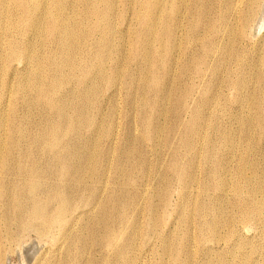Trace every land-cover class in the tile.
<instances>
[{
	"label": "rangeland",
	"instance_id": "obj_1",
	"mask_svg": "<svg viewBox=\"0 0 264 264\" xmlns=\"http://www.w3.org/2000/svg\"><path fill=\"white\" fill-rule=\"evenodd\" d=\"M41 1L45 11L31 10L39 14L30 19L15 16L22 13L19 0H0V18L6 17L0 19V146L9 147L12 137L7 166L20 163L26 169L31 164L40 171L35 197L48 213L59 206L57 196L66 200V209L57 224L42 231L41 221L26 212L32 199L27 186L16 180L13 188L15 177L5 176L0 264H245L244 255L252 264H264V0H254V10L245 17L252 0H112V15L105 21L84 16V11L102 12L109 6L106 0H62L68 1L64 10L76 33L58 48L46 12L60 0ZM14 18L20 19L18 26ZM32 20L47 29L43 24L35 29ZM169 28L177 39L168 37ZM35 31L45 33L38 38L42 43ZM18 46H29L31 58H6L7 48ZM72 62L77 66L69 68ZM50 135L55 137L51 148ZM241 176L250 184L261 183L254 197L260 212L249 221L232 206V188ZM20 206L26 213L18 215ZM210 218L224 224L211 234L204 226ZM23 222L32 225L22 228ZM133 233L132 245L128 238ZM166 244L176 252L164 253Z\"/></svg>",
	"mask_w": 264,
	"mask_h": 264
},
{
	"label": "bare ground",
	"instance_id": "obj_2",
	"mask_svg": "<svg viewBox=\"0 0 264 264\" xmlns=\"http://www.w3.org/2000/svg\"><path fill=\"white\" fill-rule=\"evenodd\" d=\"M5 1V0H4ZM51 1V0H50ZM64 1V0H63ZM70 1V0H69ZM111 1L112 0H106V2H107V4H109V6L104 10V11H102V12H99V11H95V10H92L91 8H89V9H87L86 11H84L85 12V14H84V16H89V17H93V18H95V19H97L98 21H105V20H107L109 17H110V15H112V6L110 5L111 4ZM130 2H132L133 0H129ZM203 1V0H202ZM42 1L41 0H19V4H21V10H22V13L21 14H18V15H15V16H21V17H30V19L31 18H38V11H41L43 8H44V4L42 5V3H41ZM47 2V1H46ZM52 2H54L53 0H52ZM68 2V1H67ZM66 1L65 2H63L62 3V0H60V1H58V2H56V3H54V4H52V7L51 8H49L48 7V10H47V12L46 13H48V15L49 16H51L52 17V21H51V23H50V25H51V27H50V32L51 33H54L55 34V39H53V40H55V43H57L58 45H57V48H58V46H60V47H63V45H67V43L69 42V41H71L70 39L72 38V37H74V34L76 33V30H75V28L72 26V25H70L71 24V20H70V18H69V15L65 12L66 10H64V6L66 5V3H67ZM78 2V1H77ZM4 3V2H3ZM6 3V2H5ZM8 3H10V2H8ZM15 3V2H14ZM48 3V2H47ZM46 3V4H47ZM74 3V2H73ZM234 3V2H233ZM232 3V4H233ZM237 2H235L234 3V10L236 11L238 8V3L236 4ZM254 3V0H252V1H249L248 2V9H247V11L244 13V17L245 16H247L248 14H249V12H252L254 9L252 8V4ZM1 4V3H0ZM7 4V3H6ZM10 4H12V6H13V3H10ZM9 4V5H10ZM17 4V3H16ZM15 4V5H16ZM69 4H70V2H69ZM80 4V3H79ZM236 4V5H235ZM240 4V3H239ZM71 5H73V4H71ZM46 6H48V5H46ZM67 6H68V4H67ZM77 6V5H76ZM86 6V5H85ZM240 6V5H239ZM154 7L156 8V7H158L157 5H154ZM232 7V6H231ZM241 7H242V5H241ZM5 8H6V6H5ZM14 8V7H13ZM17 8V7H16ZM71 8V7H70ZM77 8V7H76ZM84 8V7H83ZM82 8V9H83ZM200 8V7H199ZM202 8V7H201ZM1 9V8H0ZM9 9V8H8ZM37 10L38 9V11H36L35 13H32V11L31 10ZM45 9V8H44ZM43 9V10H44ZM47 9V8H46ZM67 9H68V7H67ZM85 9H86V7H85ZM233 9V8H232ZM11 10V9H10ZM15 10V9H14ZM19 10V9H18ZM42 10V11H43ZM56 10L59 12H56ZM84 10V9H83ZM4 11V10H3ZM8 11V10H7ZM20 11V10H19ZM45 11V10H44ZM199 11V10H198ZM239 10H237V12H238ZM241 11V10H240ZM5 12V11H4ZM16 12V11H15ZM29 12V13H28ZM234 12V11H233ZM0 13H2V11L0 12ZM5 13H7V12H5ZM19 13V12H18ZM41 13V12H40ZM115 13V12H114ZM172 13L173 14H175L174 13V10H173V8H172ZM240 13V12H239ZM3 14V13H2ZM10 14V13H9ZM15 14V13H14ZM29 14V15H28ZM58 14H59V18H57L58 17ZM197 14H200L199 12L197 13ZM236 14V13H235ZM13 15V14H12ZM47 15V16H48ZM78 15V14H77ZM201 15V14H200ZM232 15V14H231ZM0 16H2L1 14H0ZM7 16V15H6ZM10 16V15H9ZM237 16V15H236ZM4 17V16H3ZM3 17H1V18H3ZM12 17H14V16H12ZM42 16H41V14H40V16H39V19L41 18ZM44 17L46 18V16L44 15L43 16V18L42 19H40V20H45L44 19ZM201 17V16H200ZM0 18V19H1ZM4 18H6V17H4ZM8 19V18H7ZM10 19V18H9ZM13 19V18H12ZM15 19V18H14ZM48 19H50V18H48ZM34 20V19H33ZM32 20V21H33ZM37 20V19H36ZM197 20V19H196ZM2 21H4V20H2ZM1 21V22H2ZM11 21H13V20H11ZM17 21H20V19L19 20H17ZM17 21H16V19H15V21L14 22H16V26H18V24H17ZM31 21V22H32ZM47 21V20H46ZM76 21V20H75ZM0 22V23H1ZM7 23H8V21H6ZM34 22V21H33ZM33 22H32V24H33ZM44 22V21H43ZM48 22V21H47ZM46 22V23H47ZM200 22H201V20H200ZM24 23V22H23ZM35 23V22H34ZM45 23V24H46ZM171 23H173V22H171ZM4 24H5V22H4ZM11 24H13V23H11ZM41 24H43L42 22H41ZM41 24H39V20L38 21H36V23H35V25H34V28L35 29H38L39 28V25H40V27H42L41 26ZM178 24V23H177ZM200 24V23H199ZM203 24V23H202ZM201 24V25H202ZM0 25H3V24H0ZM47 25H48V23H47ZM14 26V25H13ZM43 26H44V28L46 27V25H44L43 24ZM169 26V25H168ZM30 27V26H29ZM170 27V26H169ZM179 26H177V28H178ZM202 27V26H201ZM13 28V27H12ZM15 28V27H14ZM21 28V27H20ZM19 28V29H20ZM43 28V27H42ZM168 28V27H167ZM193 28H196V26L195 27H193ZM45 29H47V27L45 28ZM45 29H43V30H45ZM153 29H155V27H153ZM197 29V28H196ZM195 29V30H196ZM17 30V29H16ZM42 30V29H41ZM42 30V31H43ZM178 30V29H177ZM176 30V31H177ZM2 31V30H1ZM19 31V30H18ZM23 31V30H22ZM37 31H40V30H37ZM37 31H35L36 32V34H38V32ZM153 31V30H152ZM151 31V32H152ZM4 32V31H3ZM34 32V33H35ZM47 32V31H46ZM153 32H155V31H153ZM168 37L170 38V39H172V36L174 37V32H173V30L171 29V28H169L168 29ZM216 32H218V31H216ZM2 33V32H1ZM16 33H18V32H16ZM21 33V32H20ZM29 33V35H30V31L28 32ZM212 33V32H211ZM33 34V33H32ZM39 34H40V37H37L36 39H37V41L39 40L38 38H40V39H42L43 38V36L45 35V33H42V32H39ZM38 34V35H39ZM166 34V33H165ZM17 35H19V34H17ZM38 35H36V36H38ZM223 35V34H222ZM10 37L9 38H11V35H9ZM199 36V35H198ZM0 37H1V35H0ZM31 38L33 37V35L32 36H30ZM34 37H35V35H34ZM77 37V36H76ZM29 38V37H28ZM174 38H176V37H174ZM203 38V37H202ZM1 39V38H0ZM44 39V38H43ZM165 39H166V35H165ZM177 39V38H176ZM12 40H14V39H12ZM12 40H9V41H12ZM46 40V39H45ZM52 40V41H53ZM79 40V39H78ZM102 40V39H101ZM175 40V39H174ZM179 40V39H178ZM201 40V39H200ZM1 41V40H0ZM25 41V40H24ZM27 41H29V40H27ZM34 41V40H33ZM36 41V40H35ZM40 41V40H39ZM176 41V40H175ZM41 42V41H40ZM39 42V44L41 45V43ZM51 42V41H50ZM50 42H49V45H50ZM75 42V41H74ZM81 42V41H80ZM170 42V41H169ZM11 43V42H10ZM29 43V42H28ZM28 43H27V45H28ZM54 43V44H55ZM70 43V42H69ZM78 43V42H77ZM170 43H172V42H170ZM176 43V42H175ZM208 43V42H207ZM6 44H8V43H6ZM14 44V43H13ZM25 44V43H24ZM37 44V43H36ZM72 44V43H71ZM74 44V43H73ZM72 44V45H73ZM177 44H181L182 45V43H181V41L179 42V43H177ZM202 44V43H201ZM200 44V45H201ZM204 44H205V42H204ZM26 45V44H25ZM26 45V46H27ZM45 45V44H44ZM77 45V44H76ZM165 45V44H164ZM3 47H4V45H2ZM9 46V45H8ZM42 46H43V44H42ZM54 46H56V45H54ZM68 46H70V44H68ZM79 46V45H78ZM177 46V45H176ZM192 46V45H191ZM35 47V46H34ZM166 47V46H165ZM182 47V46H181ZM13 48V50H11ZM10 50H9V47L7 48L8 49V51L7 50H5V51H7L8 52V55H7V57L6 58H23V57H27V51L29 50V46H28V48L27 47H25V48H23V47H21V46H18V47H12ZM48 48H49V46H48ZM51 48V47H50ZM65 48V47H64ZM68 48H70L71 49V46L70 47H68ZM78 48H80V46L78 47ZM77 48V49H78ZM111 48V47H110ZM109 48V49H110ZM169 48H171V47H169ZM1 49V48H0ZM61 49V48H60ZM67 49V48H66ZM101 49V48H100ZM103 49H104V46H103ZM177 49V48H176ZM179 49H180V47H179ZM182 49V48H181ZM2 50V49H1ZM36 50V49H35ZM55 50H56V48H55ZM64 50V49H63ZM69 50V49H68ZM80 50V49H79ZM78 50V51H79ZM150 50V49H149ZM165 50V49H164ZM4 51V52H5ZM50 51H51V49H50ZM49 51V52H50ZM60 51V50H59ZM77 51V50H76ZM81 51V50H80ZM103 51V50H102ZM162 51V50H161ZM176 51V50H175ZM179 51V50H178ZM3 52V53H4ZM31 52H32V49H31ZM35 52V51H34ZM37 52V51H36ZM54 52H56V51H54ZM70 52V51H69ZM72 52H73V50H72ZM164 52V51H163ZM229 52V51H228ZM1 53V52H0ZM33 53V52H32ZM42 53H43V51H42ZM61 54H62V52H60ZM65 53H66V50H65ZM64 53V54H65ZM68 53V52H67ZM75 53H77V52H75ZM146 53V52H145ZM173 53V52H172ZM179 53H180V51H179ZM5 54V53H4ZM39 54V53H38ZM47 54V53H46ZM56 54V53H55ZM55 54H53V55H55ZM71 54V53H70ZM177 54H178V52H177ZM2 55V54H1ZM6 55V54H5ZM29 55V54H28ZM35 55V54H34ZM42 55V54H41ZM72 55V54H71ZM148 55V54H147ZM150 55V54H149ZM155 55V54H154ZM170 55V54H169ZM31 55H29L28 57H27V59L26 60H28V58L30 57ZM36 56V55H35ZM65 56V55H64ZM75 56H76V54H75ZM144 56H146V55H144ZM157 55H155V57H156ZM175 56V55H174ZM177 57H178V55H176ZM37 57V56H36ZM41 57V56H40ZM43 57V56H42ZM49 57V56H48ZM51 57V56H50ZM56 57V56H55ZM62 57V56H61ZM66 57H69L68 56V54H66ZM151 57V56H150ZM181 57V56H180ZM31 58V57H30ZM44 58H45V56H44ZM54 58V57H53ZM58 58H60V57H58ZM63 58V57H62ZM61 58V59H62ZM76 58V57H75ZM100 58V57H99ZM147 58V57H146ZM1 59V58H0ZM39 59V58H38ZM49 59V58H48ZM57 59V58H56ZM64 59V58H63ZM68 59V58H67ZM69 59H71V58H69ZM150 59V58H149ZM178 59V58H177ZM5 60V59H4ZM18 60V59H17ZM24 60V59H23ZM37 60V59H36ZM35 60V61H36ZM72 60H74V59H72ZM79 60V59H78ZM101 60V59H100ZM40 61V60H39ZM46 61H49V60H47L46 59ZM51 61V60H50ZM54 61H55V59H54ZM61 62H62V60H60ZM76 61H77V59H76ZM156 61V60H155ZM154 61V62H155ZM175 61V60H174ZM178 61V60H177ZM3 62V61H2ZM22 62H26V61H22ZM42 62V61H41ZM52 62V61H51ZM70 62H71V60H70ZM78 62V61H77ZM81 62H82V60H81ZM101 62V61H100ZM29 63H30V61H29ZM56 63V62H55ZM58 63H59V61H58ZM58 63H56V64H58ZM63 63V62H62ZM68 62L66 61V64H67ZM73 63V62H72ZM70 64V67L69 68H71L73 65H76L77 66V64ZM83 63V62H82ZM150 63V62H149ZM176 63V62H175ZM198 63V62H197ZM17 64V63H16ZM15 64V65H16ZM43 64V63H42ZM47 64H48V62H47ZM53 64V63H52ZM60 65H61V63H59ZM81 64V63H80ZM90 64H91V62H90ZM13 65V64H12ZM22 65V64H21ZM24 65H25V63H24ZM33 65H35V66H37V63L36 64H33ZM64 65V64H63ZM95 65V64H94ZM101 65H102V62H101ZM149 65V64H148ZM147 65V66H148ZM152 65V64H151ZM175 65V64H174ZM4 66V65H3ZM6 66V65H5ZM20 66V65H19ZM28 66V65H27ZM39 66V68H40V65H38ZM62 66V65H61ZM98 66V65H97ZM96 66V67H97ZM15 67L16 66H14L13 68H14V70H15ZM22 67V66H21ZM24 67H26V66H24ZM29 67H31V66H29ZM34 67V66H33ZM58 67H60V66H58ZM63 67V66H62ZM64 67H65V65H64ZM68 67V66H67ZM75 67V66H74ZM91 67V66H90ZM152 67V66H151ZM160 67H161V65H160ZM166 67V66H165ZM173 67V66H172ZM2 68V67H1ZM13 68H12V71H14L13 70ZM16 68H19V67H16ZM38 68V67H37ZM38 68V69H39ZM54 68V67H53ZM89 68V67H88ZM3 69V68H2ZM26 69V68H25ZM24 69V70H25ZM28 69V68H27ZM36 69V68H35ZM52 69V68H51ZM59 69V68H58ZM62 69H64V68H62ZM76 69V68H75ZM93 69V68H92ZM97 69V68H96ZM166 69V68H165ZM174 69V68H173ZM176 69V68H175ZM30 70V69H29ZM43 70H45V69H43ZM73 70V69H72ZM94 70V69H93ZM103 70V69H102ZM208 70V69H207ZM10 71V70H9ZM25 71H27V70H25ZM52 71H54V70H52ZM89 71V70H88ZM95 71V70H94ZM111 71V70H110ZM152 71V70H151ZM173 71V70H172ZM20 72V71H19ZM34 72H35V70H34ZM49 72V71H48ZM60 72V71H59ZM58 72V73H59ZM101 72V71H100ZM104 72V71H103ZM8 73H10V72H8ZM7 73V74H8ZM18 73V72H17ZM25 73V72H24ZM52 73V72H51ZM50 73V74H51ZM57 73V72H56ZM66 73V72H65ZM108 73V72H107ZM118 73V72H117ZM152 73V72H151ZM31 74V73H30ZM47 74V73H46ZM54 74V73H53ZM72 74V73H71ZM13 75V74H12ZM15 75V74H14ZM28 75V74H27ZM35 75V74H34ZM33 75V76H34ZM49 75V74H48ZM80 75V74H79ZM90 75V74H89ZM31 76H32V74H31ZM43 76H44V74H43ZM47 76V75H46ZM50 76V75H49ZM48 76V77H49ZM53 76V75H52ZM58 76H60V75H58ZM62 76V75H61ZM64 76V75H63ZM145 76V75H144ZM151 76V75H150ZM8 77H9V75H8ZM11 77V76H10ZM22 77V76H21ZM23 77H25V75L23 76ZM38 76H36V78H37ZM40 77V76H39ZM73 77V76H72ZM80 77V76H79ZM78 77V78H79ZM88 77V76H87ZM3 78V77H2ZM1 78V79H2ZM12 78V77H11ZM28 78V77H27ZM50 78H52V77H50ZM49 78V79H50ZM59 78H61V77H59ZM74 78V77H73ZM112 78H114V75H113V77ZM5 79V78H4ZM9 79V78H8ZM15 79H16V77H15ZM34 78L32 77V80H33ZM41 79V78H40ZM3 80V79H2ZM14 80V79H13ZM23 80V79H22ZM29 80V79H28ZM36 80V79H35ZM51 80V79H50ZM151 80V79H150ZM18 81V80H17ZM30 81V80H29ZM61 81V80H60ZM64 81V80H63ZM75 81V80H74ZM114 81V80H113ZM7 82H8V80H7ZM26 82V81H25ZM37 82V81H36ZM49 82V81H48ZM51 82V81H50ZM53 82L55 83V81L53 80ZM111 82V81H110ZM2 83H4L3 81H2ZM22 83V82H21ZM43 83V82H42ZM53 83V85H52V87L50 88V89H53L55 86V84ZM60 83L61 82H59V83H57V85H56V87H55V89L57 88V86L58 85H60ZM148 83H150V82H148ZM9 84V83H8ZM16 84V83H15ZM25 84V83H24ZM82 84V83H81ZM111 84V83H110ZM12 85V84H11ZM30 85V84H29ZM43 85V84H42ZM50 85V84H49ZM48 85V87H50ZM72 85V84H71ZM106 85V84H105ZM114 85V84H113ZM243 85V81H241L240 83H239V86L238 87H241ZM1 86V85H0ZM10 85H8L7 87H9ZM27 86V85H26ZM34 86V85H33ZM38 86V85H37ZM160 86V85H159ZM4 87V86H3ZM19 87V86H18ZM73 87H74V85H73ZM1 88V87H0ZM12 88H15L14 86H12ZM12 88L10 89L11 91H12ZM33 88V87H32ZM34 88H35V90H36V83H35V86H34ZM45 88V87H44ZM46 88H47V86H46ZM150 88V87H149ZM155 88H157V87H155ZM170 88V87H169ZM5 89H7V88H5ZM38 89H39V87H38ZM41 89V88H40ZM60 89V88H59ZM85 89V88H84ZM2 90V89H1ZM4 90V89H3ZM8 90V89H7ZM17 90V89H16ZM30 90V89H29ZM42 90H43V88H42ZM169 90V89H168ZM6 91V90H5ZM13 91L15 92V90L13 89ZM51 91V90H50ZM49 91V92H50ZM60 91V90H59ZM2 91H0V93H1ZM13 92V93H14ZM18 92V91H17ZM23 92V91H22ZM40 92V91H39ZM88 92V91H87ZM149 92V91H148ZM158 92V91H157ZM7 93V92H6ZM5 93V94H6ZM26 93V92H25ZM35 93V92H34ZM45 93V92H44ZM51 93V92H50ZM53 93V92H52ZM4 94V93H3ZM11 94H12V92H11ZM41 94H43V92H41ZM2 95V94H1ZM7 95V94H6ZM44 95V94H43ZM47 95V94H46ZM53 95V94H52ZM14 96V95H13ZM39 96V95H38ZM143 96V95H142ZM156 96V95H155ZM4 97V96H3ZM7 97H10V96H7ZM24 97V96H23ZM40 97V96H39ZM41 97H43V96H41ZM47 97V96H46ZM154 97V96H153ZM181 97H183V96H181ZM6 98V97H5ZM36 98H37V96H36ZM44 98V97H43ZM155 98V97H154ZM157 98V97H156ZM156 98H155V100H156ZM8 99V98H7ZM22 99V98H21ZM38 99V98H37ZM36 99V100H37ZM46 99V98H45ZM53 99V98H52ZM86 99V98H85ZM153 99V98H152ZM180 99V98H179ZM179 99H178V101H179ZM51 100V99H50ZM64 100V99H63ZM89 100V99H88ZM8 101V100H7ZM38 101V100H37ZM44 101H46V100H44ZM43 101V102H44ZM60 101V100H59ZM58 102V101H57ZM181 101H179V103H180ZM10 103V102H9ZM8 103V104H9ZM13 103V102H12ZM22 103V102H21ZM56 103V102H55ZM5 104V103H4ZM7 103H6V105H8ZM145 104V103H144ZM149 104H150V102H149ZM10 105V104H9ZM11 105H13V104H11ZM179 105V104H178ZM144 106V105H143ZM182 106V105H181ZM5 107V106H4ZM16 107H17V105H16ZM61 107V106H60ZM63 107V106H62ZM61 107V108H62ZM183 107V106H182ZM25 108V107H24ZM28 108V107H27ZM61 108H59V109H61ZM152 108V107H151ZM167 108V107H166ZM165 108V109H166ZM178 108H181V107H178ZM11 109V108H10ZM14 109H15V107H14ZM49 109V108H48ZM55 109H57V108H55ZM54 109V110H55ZM0 110H1V108H0ZM3 110H4V108H3ZM58 110V109H57ZM76 110V109H75ZM103 110V109H102ZM49 111V110H48ZM74 110H72V111H70L71 113L73 112ZM57 112V111H56ZM60 112V111H59ZM2 113V112H1ZM4 113V112H3ZM14 113V112H13ZM34 113H35V111H34ZM66 112H64V114H65ZM68 113H69V111H68ZM102 112H100V114H101ZM164 113H165V111H164ZM8 114V113H7ZM15 114V113H14ZM39 114V113H38ZM53 114V113H52ZM70 114V113H69ZM68 114V115H69ZM176 114V113H175ZM177 114H179V113H177ZM2 115V114H1ZM31 115V114H30ZM35 115V114H34ZM60 115V114H59ZM67 115V116H68ZM103 115V114H102ZM7 116V115H6ZM31 116H33V115H31ZM14 117V116H13ZM25 117V116H24ZM74 117V116H73ZM5 118V117H4ZM59 118V117H58ZM57 118V119H58ZM68 118V117H67ZM100 118V117H99ZM112 118H113V115H112ZM3 119V118H2ZM6 119H8V121H9V117L8 118H6ZM26 119V118H25ZM29 119V118H28ZM160 119V118H159ZM161 119H162V117H161ZM98 120V119H97ZM111 120V119H110ZM5 121V120H4ZM3 121V122H4ZM7 121V122H8ZM12 121V120H11ZM18 121V120H17ZM58 121V120H57ZM60 121V120H59ZM58 121V122H59ZM99 121V120H98ZM102 122V121H101ZM101 122H99V123H101ZM17 123V122H16ZM3 124V123H2ZM9 124H10V122H9ZM33 124V123H32ZM53 124V123H52ZM59 124V123H58ZM68 124V123H67ZM182 124V123H181ZM11 125V124H10ZM9 125V126H10ZM13 125V124H12ZM11 125V126H12ZM74 124H72V126H73ZM83 125V124H82ZM98 125V124H97ZM97 125H96V127H97ZM34 126V125H33ZM100 126V125H99ZM2 127V126H1ZM15 127V126H14ZM17 127H18V125H17ZM23 127V126H22ZM26 127V126H25ZM68 127V126H67ZM5 128V127H4ZM13 128V127H12ZM107 128V127H106ZM2 129V128H1ZM13 129H15V128H13ZM12 129V130H13ZM51 129V128H50ZM49 129V130H50ZM59 129V128H58ZM98 129H99V127H98ZM5 130V129H4ZM7 127H6V134H7ZM85 130V129H84ZM103 130V129H102ZM191 130V129H190ZM16 131V130H15ZM96 131H97V128H96ZM95 131V132H96ZM99 131V130H98ZM0 132H2V131H0ZM12 132V131H11ZM19 131H17L16 132V134L18 133ZM49 132V131H48ZM47 132V134L49 135V133ZM59 132V131H58ZM72 132V131H71ZM88 132V131H87ZM112 132V131H111ZM170 132V131H169ZM172 132V131H171ZM28 133H29V131H28ZM66 133V132H65ZM5 134V135H6ZM13 134V133H12ZM12 134H11V136H12ZM19 134V133H18ZM55 134V133H54ZM111 134V133H110ZM95 135H97V134H95ZM2 136V135H1ZM4 136V135H3ZM7 136V135H6ZM28 136V135H27ZM51 136V137H50ZM49 137H50V140H49V148H51V147H53L52 146V144L54 143L55 144V137L53 136V135H50ZM70 136H72V134H70ZM100 136V135H99ZM112 136V135H111ZM184 136V135H183ZM29 137V136H28ZM3 138H6V137H3ZM8 138V137H7ZM27 138V137H26ZM32 138V137H31ZM47 138V137H46ZM97 138H99V137H97ZM101 138V137H100ZM143 138V137H142ZM2 139V138H1ZM0 139V140H1ZM24 139V138H23ZM29 139V138H28ZM3 140H5V139H3ZM7 140V139H6ZM18 140V139H17ZM59 140V139H58ZM15 141V140H14ZM47 141H48V138H47ZM65 141V140H64ZM96 141V140H95ZM28 142H30V141H28ZM33 142V141H32ZM2 143V142H1ZM9 143V147H11V145H13L12 143H13V140H12V137H10V141L8 142ZM27 143V142H26ZM57 143V142H56ZM63 143V142H62ZM91 143V142H90ZM96 143V142H95ZM3 144V143H2ZM1 144V145H2ZM61 144V143H60ZM19 145V144H18ZM17 145V146H18ZM30 145H32V144H30ZM96 145V144H95ZM65 146V145H64ZM1 147H3V145L2 146H0V195H1V190H2V186H3V184L2 183H4L3 181H2V179L5 177V176H7V175H10V174H12L14 177H15V181L13 182V184H12V187L13 186H16V185H18V181H22L21 183H23V184H25L26 186H27V188H28V191L30 192V194H31V200H30V205H29V208L27 207L26 208V212L27 213H29V216H30V218L31 219H39L40 221H41V226H42V231H45V230H47V229H50V227H52L53 225H55V224H57V222H58V218H59V216L62 214V212L64 211V209H66L65 207H66V200L65 199H63L62 197H60V196H57V198H58V200H59V206L57 207V209L55 210V212L52 214V213H48L47 212V210H46V208L44 207V205L43 204H41L38 200H37V198L35 197V195L37 194H35V190H36V186H35V182H36V180H37V178H38V176H39V174L41 175V173H40V171L38 170V169H36V168H34V166L33 165H31L30 164V166L29 167H27L26 169H22V168H20V166H19V164L20 163H18V164H14L13 166H11V167H9V166H7V164H6V160H7V157L10 155V153H9V150H11V149H9V150H7V148H9V147H7V148H4V150L1 148ZM13 147V151H14V146H12ZM94 147V146H93ZM92 147V148H93ZM16 148H18V147H16ZM45 148H47V147H45ZM62 148V147H61ZM65 148V147H64ZM22 149V148H21ZM91 149V148H90ZM47 150V149H46ZM50 150V149H49ZM93 150V149H92ZM91 150V151H92ZM95 150V149H94ZM19 151H21V150H19ZM59 151H60V148H59ZM62 151V150H61ZM30 152V151H29ZM42 152H43V150H42ZM128 152V151H127ZM32 153V152H31ZM92 153V152H91ZM93 154V153H92ZM19 155H21V154H19ZM29 155V154H28ZM28 155H27V157H28ZM55 155V154H54ZM16 156V155H15ZM20 157V156H19ZM93 157V156H92ZM90 158V157H89ZM61 160V159H60ZM64 160V159H63ZM91 160V159H90ZM16 162H18V161H20V158H17L16 160H15ZM24 161V160H23ZM22 161V162H23ZM26 161V160H25ZM28 161H30V160H28ZM33 162V161H32ZM68 162V161H67ZM92 163H93V161H92ZM25 164V163H24ZM37 164V163H36ZM106 164H108V163H106ZM59 165V164H58ZM109 166V165H108ZM107 167V166H106ZM65 168V167H64ZM64 170V169H63ZM98 170V169H97ZM42 171V173H43V170H41ZM55 171V170H54ZM53 171V172H54ZM58 171V170H57ZM65 171H67V170H65ZM87 171V170H86ZM214 172V174H215V171H213ZM52 173V172H51ZM55 173V172H54ZM57 173V172H56ZM85 173V172H84ZM123 174V173H122ZM241 174H243V173H241ZM58 175V174H57ZM63 175V174H62ZM69 175V174H68ZM67 175V176H68ZM105 175V174H104ZM108 175V174H107ZM120 175V174H119ZM179 175V174H178ZM181 175V174H180ZM46 176V175H45ZM53 176V175H52ZM182 176H183V174H182ZM228 176V175H227ZM16 177H19V178H16ZM85 177H86V174H85ZM145 177H147V176H145ZM246 177V176H245ZM245 177H243V176H241V178H239V180H238V178H237V180H238V182H236L234 185H233V188L232 189H234V191H235V193H236V197H235V200L232 202V206L234 207V208H237V209H239V211L241 212V217H242V220H244V221H249V220H251V218H252V216L253 215H255V213H259L260 212V208L259 207H261V205H260V202H258L257 200H255L254 199V197H255V195L257 194V190L261 187V183H259V182H255L254 184H250L249 183V181L245 178ZM40 178V177H39ZM47 178V177H46ZM64 178V177H63ZM67 178V177H66ZM106 178V177H105ZM104 178V179H105ZM125 178V177H124ZM5 179V178H4ZM58 179V178H57ZM61 179H62V177H61ZM60 178L58 179V180H61ZM65 179V178H64ZM146 179V178H145ZM190 179H191V177H190ZM16 180H18V181H16ZM39 180V179H38ZM43 180H44V178H43ZM73 180V179H72ZM252 180V179H251ZM46 181V180H45ZM105 181H106V179H105ZM130 181V180H129ZM145 181V180H144ZM189 181V180H188ZM254 181V180H253ZM72 182V181H71ZM132 182V181H131ZM220 182V181H219ZM38 183H39V181H38ZM45 183H47V182H45ZM44 183V184H45ZM52 183V182H51ZM101 183H105V182H101ZM190 183V182H189ZM191 183H192V181H191ZM61 184H62V181H61ZM22 185V184H21ZM222 185V183L220 182V183H218V186L220 187ZM41 186V185H40ZM60 186V185H59ZM103 186V185H102ZM224 186V185H223ZM243 186H244V192L242 193V191H243ZM46 187V186H45ZM61 187V186H60ZM13 188H15V187H13ZM24 188V187H23ZM40 188V187H39ZM44 188V187H43ZM101 188H104V186L103 187H101ZM124 188H125V186H124ZM127 188V187H126ZM230 188V187H229ZM22 189V188H21ZM25 189H26V187H25ZM60 189V188H59ZM219 189V188H218ZM217 189V190H218ZM226 189H227V186H226ZM47 190V189H46ZM63 190V189H62ZM103 190V189H102ZM10 191V190H9ZM13 191V190H12ZM17 191V190H16ZM19 191H20V189H19ZM42 191V190H41ZM233 191V190H232ZM22 192V191H21ZM37 192V191H36ZM56 192V191H55ZM58 193L60 192L59 190L57 191ZM63 192V191H62ZM218 192V191H217ZM25 193V192H24ZM232 193V192H231ZM48 194V193H47ZM183 194V193H182ZM19 195V194H18ZM39 195V194H38ZM44 195V194H43ZM54 196H56L55 195V193L53 194ZM12 196V195H11ZM46 196V195H45ZM63 196H64V194H63ZM184 196V195H183ZM20 196H18V198H19ZM40 197V196H39ZM21 198H23V197H21ZM222 198V197H221ZM3 199H4V196H3ZM2 199V200H3ZM41 199V198H40ZM48 199H49V196H48ZM54 199V198H53ZM226 199V198H225ZM224 199V200H225ZM29 200V199H28ZM231 200V199H230ZM1 201V200H0ZM4 201V200H3ZM2 201V202H3ZM47 201V200H46ZM151 201V200H150ZM115 202V201H114ZM163 202V201H162ZM227 202V201H226ZM13 203L15 204H17V205H19V200L17 199V198H14V201H13ZM21 203V202H20ZM91 203V202H90ZM164 203V202H163ZM15 204V205H16ZM50 204V203H49ZM95 204H97V203H95ZM151 204V203H150ZM2 205V204H1ZM55 205V204H54ZM152 205V204H151ZM110 206V205H109ZM146 206V205H145ZM16 207V206H15ZM158 207V206H157ZM18 208V207H17ZM75 208V207H74ZM73 208V209H74ZM113 208V207H112ZM147 208V207H146ZM160 208V207H159ZM201 208H202V210L204 211L205 210V208H206V205L205 204H203V205H201ZM16 209V208H15ZM20 210H19V214L18 215H20L21 214V212H24V208H22L21 206H20V208H19ZM54 209V208H53ZM72 209V210H73ZM142 209V208H141ZM135 210V209H134ZM133 210V211H134ZM201 210V209H200ZM213 210H214V208H213ZM238 211V212H239ZM26 212H24V213H26ZM50 212H51V210H50ZM72 212V211H71ZM140 212H143V211H140ZM149 212V211H148ZM198 213H199V211H197ZM239 212V213H240ZM9 213V212H8ZM12 213V212H11ZM14 213H15V211H14ZM78 213V212H77ZM80 213V212H79ZM201 213H202V211H201ZM4 214V213H3ZM71 214V213H70ZM150 214V213H149ZM12 215V214H11ZM64 215V214H63ZM75 215V214H74ZM193 215V214H192ZM258 215V214H257ZM4 216V215H3ZM67 216V215H66ZM187 216V215H186ZM194 216V215H193ZM209 216V215H208ZM10 217V216H9ZM14 217V216H13ZM103 218H104V215L102 216ZM106 217V216H105ZM113 217V216H112ZM111 217V218H112ZM152 217V216H151ZM200 217H202V215H200ZM205 217V216H204ZM3 218V217H2ZM21 218V217H20ZM27 218V217H26ZM75 218V217H74ZM99 218H101V217H99ZM110 218V217H109ZM186 218H188V217H186ZM186 218H185V220H186ZM193 218V217H192ZM240 218V217H239ZM4 219V218H3ZM14 219H15V217H14ZM65 219V218H64ZM69 219H70V217H69ZM150 219H152V218H150ZM191 218H189V220H190ZM211 219V218H210ZM235 219V218H234ZM233 219V220H234ZM28 220V219H27ZM26 220V221H27ZM74 220V219H73ZM77 220V219H76ZM125 220V219H124ZM241 220V221H242ZM14 221V220H13ZM23 221V220H22ZM25 221V220H24ZM35 221V220H34ZM37 221V220H36ZM39 221V222H40ZM65 221H67V220H65ZM203 221H205V220H203ZM11 222V221H10ZM28 222H29V220H28ZM28 222L27 223H24L23 222V224H21L20 225V227H24V226H28V225H32V224H28ZM91 222V221H90ZM112 222V221H111ZM31 223V222H30ZM78 223V222H77ZM73 224V223H72ZM203 224V223H202ZM70 225H71V223H70ZM121 225V224H120ZM150 225V224H149ZM206 225V229H207V231L209 232V234H211V233H215V231H216V229H217V227H219V226H221V225H224L223 223H222V221H220V219H211L210 221H205V224H204V226ZM66 226V225H65ZM125 226V225H124ZM204 226H202V227H204ZM201 227V228H202ZM31 227L29 226V229H30ZM33 228V227H32ZM31 228V229H32ZM65 228V227H64ZM118 228H119V226H118ZM151 228V227H150ZM200 228V227H199ZM205 228V227H204ZM4 229H5V227H4ZM27 229V228H26ZM25 229V230H26ZM203 229V228H202ZM110 230H111V228H110ZM204 230V229H203ZM23 231H24V229H23ZM65 231V230H64ZM71 230H69L68 232H70ZM34 232H35V230H34ZM63 231H61L60 233H62ZM66 232V231H65ZM112 232H114L113 230H112ZM118 232V231H117ZM203 232V231H202ZM233 232V231H232ZM10 233V232H9ZM36 233H38L39 234V232H36ZM47 233H48V231H47ZM115 233H116V231H115ZM13 234V233H12ZM138 234H139V231H138ZM137 234V235H138ZM16 235V234H15ZM48 235V234H47ZM62 235V234H61ZM64 235V234H63ZM69 236L71 235V234H68ZM67 235V236H68ZM136 235V233H133V236L131 237V238H128V241H129V239H130V243L133 241V239H134V236ZM229 235V234H228ZM234 235V234H233ZM40 236V235H39ZM66 236V235H65ZM64 236V237H65ZM69 236H68V238H69ZM202 236V235H201ZM217 236V235H216ZM41 237V236H40ZM42 237H46V236H42ZM206 237H207V234H206ZM210 237H211V235H210ZM232 237V236H231ZM62 238H63V236H62ZM61 238V239H62ZM224 238V237H223ZM230 238V237H229ZM6 239H13L12 238V236H10V235H7L6 236ZM136 239V238H135ZM209 239H211V238H209ZM216 239V238H215ZM64 240V239H63ZM107 240V239H106ZM62 241V240H61ZM90 241V240H89ZM137 241V240H136ZM64 242H66V241H64ZM166 242V241H165ZM234 242V241H233ZM138 243V242H137ZM136 243V244H137ZM162 243V242H161ZM132 244V243H131ZM139 244V243H138ZM137 244V245H138ZM64 245V244H63ZM133 245V244H132ZM235 245H236V243H235ZM90 246V245H89ZM182 247H184V245L182 244L181 245ZM60 247V246H59ZM136 247V246H135ZM138 247V246H137ZM234 247V246H233ZM62 248H63V246H62ZM162 249V248H161ZM60 250V249H59ZM59 250H56V251H59ZM89 250V249H88ZM138 250H139V247H138ZM67 251H68V249H67ZM135 251V250H134ZM137 251V250H136ZM181 251H183V252H185V249H181ZM74 252H75V250H74ZM163 252L164 253H170V254H174L176 251L175 250H172V245L171 244H169V245H164V247H163ZM65 253L67 254V252L65 251ZM136 253V252H135ZM132 254H133V252H132ZM186 254H187V251H186ZM244 254H245V252H244ZM138 255H139V253H138ZM121 256V255H120ZM136 256V255H135ZM75 257V256H74ZM73 257V258H74ZM133 257V256H132ZM60 258V257H59ZM243 258H244V260L246 259L247 261H245V264H252L251 263V261L248 259L249 257L248 256H246V255H244L243 256ZM65 259V258H64ZM123 259V258H122ZM135 259V258H134ZM134 259H132V260H134ZM59 260V259H58ZM74 260V259H73ZM40 262V261H39ZM54 262V261H53ZM136 262V261H135ZM134 262V263H135ZM40 264V263H39ZM53 264V263H52ZM55 264H57V262H55Z\"/></svg>",
	"mask_w": 264,
	"mask_h": 264
}]
</instances>
